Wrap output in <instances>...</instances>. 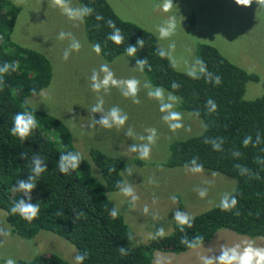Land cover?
I'll use <instances>...</instances> for the list:
<instances>
[{"label": "trees", "instance_id": "16d2710c", "mask_svg": "<svg viewBox=\"0 0 264 264\" xmlns=\"http://www.w3.org/2000/svg\"><path fill=\"white\" fill-rule=\"evenodd\" d=\"M77 2L80 9L92 10L82 18L81 33L83 29L85 39L93 46L99 44L98 54L105 62L127 53L130 45L143 39L144 46L136 45L134 57L137 61L146 58L142 72L148 85L178 97L177 109L201 122L199 133L167 146L168 155L161 164L168 169L202 165L203 170L233 179V189L227 195L229 210H221L219 201L190 216L191 227L172 222L171 231L163 237L154 235L145 243H137L123 215L107 197V193L123 186L121 171L125 162L121 157L90 146L86 156L81 154L79 167L67 174L60 172V154L78 152L68 126L25 104L28 97L49 85L51 64L40 52L10 39L20 8L10 0H0V67L6 61L19 65L17 70L3 74L0 84V210L10 232L31 239L39 230L49 231L70 243L76 256L86 252L83 264H151L154 251L184 252L209 241L219 229L264 238V92L254 99L243 98L246 82L256 81V76L229 62L206 43L195 46L198 70L179 72L166 55L158 54L157 50L162 49L151 32L120 19L105 0ZM109 21L121 30L123 43L117 45L107 39L114 31ZM217 77L219 84L215 82ZM24 111L32 112L37 127L22 140L12 135L11 129L14 115ZM36 156L47 169L34 181L31 199L40 210L29 222L19 214L13 215L10 208L21 198L27 200L23 192L16 190V184L28 178ZM139 163L145 164L141 160ZM232 197L237 201L235 206H231ZM112 209L118 213L115 218ZM129 235L133 239L129 240ZM182 239L186 242L181 243ZM121 247L127 254H121ZM18 263L71 264L53 253Z\"/></svg>", "mask_w": 264, "mask_h": 264}, {"label": "rangeland", "instance_id": "374dc122", "mask_svg": "<svg viewBox=\"0 0 264 264\" xmlns=\"http://www.w3.org/2000/svg\"><path fill=\"white\" fill-rule=\"evenodd\" d=\"M10 1L20 8L10 39L43 54L52 68L49 85L28 97L27 104L63 121L80 154L86 156V149L95 146L123 159L122 187L130 185L137 199L133 200L121 189L107 193V197L123 215L137 243L147 242L161 228L164 234L169 233L172 222L180 224L174 218L176 211L193 216L214 206L232 191L234 180L219 173L195 171L194 167H163L161 162L167 158V146L174 140L199 133L201 122L177 109L178 97L162 88L150 87L134 56L123 53L110 62L102 60L85 39L83 29L81 33L82 19L70 18L53 0ZM105 1L120 19L151 32L175 70L197 71L195 46L206 43L229 62L256 76V81L246 82L244 99H254L264 92V6L256 0L250 6L239 5L236 0H172L167 12L161 7L164 0ZM66 8L73 10V16L79 15L75 11L80 9L77 0H66ZM169 17H175V31L161 38L158 26ZM61 31L71 35L60 39ZM73 39L80 43L79 51L71 49ZM65 51L69 52L67 60ZM104 64L118 81L132 78L139 81L135 97L122 95L123 85L110 84L99 92L92 90L93 71L102 80L105 73L99 69ZM158 89L161 95L156 97L154 93ZM101 100L104 113L118 106L127 114L122 127L105 128L96 122L103 113H94L91 109ZM171 112H178L180 119L165 121L163 117ZM177 124L179 127H173ZM129 129L132 136L126 135ZM149 129L156 131L155 143L150 145L149 158L141 159L139 148L148 143ZM133 145L137 151H132ZM200 190L206 195L201 197ZM249 246L264 248V238L219 229L209 241L184 252L154 251L151 264H205L206 259L220 264L219 257L224 251L235 248L239 253ZM50 253L76 264V251L70 243L46 230H39L31 239H22L10 232L0 210V264L9 258L19 264L18 260Z\"/></svg>", "mask_w": 264, "mask_h": 264}, {"label": "clouds", "instance_id": "9594fccd", "mask_svg": "<svg viewBox=\"0 0 264 264\" xmlns=\"http://www.w3.org/2000/svg\"><path fill=\"white\" fill-rule=\"evenodd\" d=\"M253 0H236V3L242 6H250L252 4ZM256 3L259 5L264 6V0H256ZM53 4L55 6H60L62 10L67 11L70 18L76 19L80 18L82 19L84 15L91 14V9L83 8L79 10H75L79 13L78 16H73V10L66 8V0H53ZM163 11L167 12L172 7V0H164L163 4L161 5ZM97 19H102V17L97 16ZM108 26L113 28L114 31L112 33H109L107 39L111 40L113 43L119 45L123 43V36L121 35V30L115 26V24L112 21L108 22ZM176 28V20L175 17H169L167 20L163 22L162 25L158 26V32L161 38H166L171 36ZM66 35H71L70 33H65L61 31L59 33V38L64 39ZM136 45H139L141 48L144 46L143 39H137ZM136 45H130L126 51L129 56H135L137 53V47ZM71 49L75 51H79L81 45L78 41L73 39V42L70 45ZM94 50L99 52L100 46L99 44L94 45ZM158 54L163 57L165 55L163 50H157ZM69 56V52L65 51L64 53V59L67 60ZM201 63H203L201 61ZM147 64V60L141 59L137 61V65L140 66L141 70H143L144 65ZM19 67L18 64H11L10 62H4L3 67H0V84L3 83L2 76L3 74L7 73L9 70L15 71ZM99 72L105 73L104 78L101 80L99 78V73L97 71H93L91 80H92V90L99 92L100 89L107 88L110 84L111 85H123L124 88L122 89V95L125 97L133 96L135 97L138 92V84L139 81L135 78L127 79V80H121L118 81L114 78V74L109 69L108 65L104 64L100 66ZM217 84L220 83L219 78L217 77L216 81ZM35 90H33L34 92ZM149 95H153V93H150ZM154 95L156 97H159L161 95L160 90L158 89ZM134 102H139L138 100ZM27 104V101L25 102ZM103 100H101L96 106H94L91 111L96 113L100 112L103 113L101 119L99 121H96L100 125H102L105 128H112L114 125L117 127H122L125 122L128 119L127 114L122 113V110L118 106L112 107L107 113L103 112ZM170 107V106H168ZM164 111V109H161ZM165 121H169L171 119L179 120L180 114L178 112H171L170 115H166L163 117ZM37 127V121L35 119V116L30 111H24V112H17L14 115L13 118V127L11 129V134L14 136H19L20 139L24 140L26 137H28L33 129ZM173 127H179V125H173ZM150 135L147 136L148 143L140 146V158L141 159H147L150 156L151 153V144L155 143V137H156V131L155 129H149ZM131 129L128 130L126 135L132 136ZM250 138L246 139L244 141L245 144L248 143ZM137 146H132V151H137ZM25 154L21 153V156L23 157ZM82 161V156L79 152L76 153H61L58 159V168L62 174H67L70 169L74 170L77 167H79L80 163ZM33 167L31 170V173L29 174L28 178L20 179L17 181L16 184V190L21 191L27 196V200L24 198L19 199L18 201L14 202L10 208V212L15 215L19 214L22 218L28 220L29 222L34 220L39 213V205L37 203H33L31 199V193L36 188V183L34 182L36 177H39L46 169L47 165L44 164L43 160L36 156L33 158ZM202 165H198L195 169V171L202 170ZM118 186H120V182H118ZM121 191L128 196H132L133 200L137 199V197L134 196L133 189L130 185L124 186L121 188ZM199 195L203 197L206 195V192L203 190L199 191ZM173 199H175L173 197ZM228 197L225 196L221 200V210H229V205L227 203ZM237 203L235 197L231 198V206H235ZM147 211V209H145ZM82 215V213H81ZM111 215L115 218L118 213L116 209L111 210ZM174 218L180 223L181 225H188V227H191L190 218L187 214L182 213L180 211H176L174 213ZM183 227H181V231H183ZM158 237L164 236V230L163 228L158 229L157 234ZM128 239L131 240L133 237L131 235L128 236ZM185 240H181V243H185ZM121 254H127V250L123 247L120 248ZM231 253V254H230ZM87 253L84 254H78L75 257L76 264H83V260L85 259ZM220 264H264V248H253L251 246L245 248L243 252L237 253L236 249L233 248L229 251H224L222 255L219 257ZM5 264H15V261L11 258L7 259ZM205 264H212V261L210 259L205 260Z\"/></svg>", "mask_w": 264, "mask_h": 264}]
</instances>
